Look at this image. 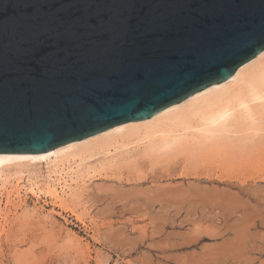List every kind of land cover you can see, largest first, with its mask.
<instances>
[{
  "label": "water",
  "instance_id": "1",
  "mask_svg": "<svg viewBox=\"0 0 264 264\" xmlns=\"http://www.w3.org/2000/svg\"><path fill=\"white\" fill-rule=\"evenodd\" d=\"M264 51V0H0V153L148 119Z\"/></svg>",
  "mask_w": 264,
  "mask_h": 264
},
{
  "label": "rangeland",
  "instance_id": "2",
  "mask_svg": "<svg viewBox=\"0 0 264 264\" xmlns=\"http://www.w3.org/2000/svg\"><path fill=\"white\" fill-rule=\"evenodd\" d=\"M189 134L135 166L4 175L0 264H264V100Z\"/></svg>",
  "mask_w": 264,
  "mask_h": 264
},
{
  "label": "bare ground",
  "instance_id": "3",
  "mask_svg": "<svg viewBox=\"0 0 264 264\" xmlns=\"http://www.w3.org/2000/svg\"><path fill=\"white\" fill-rule=\"evenodd\" d=\"M262 57L264 58V51L239 67L230 79L212 84L186 100L168 106L151 118L126 122L41 154L0 153V179L4 175L15 176L26 173L25 171L31 166L35 167L38 162L43 161L48 164L54 163L56 167L62 164L63 170H71L79 177L86 176L92 170L115 166L116 163H127L129 167L135 166L138 160L148 158L159 146H166L174 140H180L194 129L204 128V130L213 131L223 127L234 115L236 107L248 111L251 102L264 100V62H259ZM253 62L260 65L255 69H249L250 71L246 70ZM243 70L248 72L245 76H242ZM241 83H245V87H242ZM194 139L192 138V141ZM51 171L53 174L57 172V170ZM50 174L45 176L52 178ZM61 178L63 181L66 180L64 177Z\"/></svg>",
  "mask_w": 264,
  "mask_h": 264
}]
</instances>
